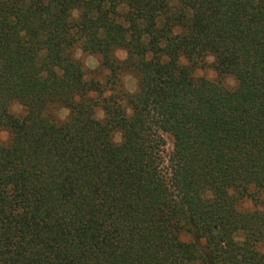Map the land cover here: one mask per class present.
<instances>
[{
    "label": "trees",
    "instance_id": "obj_1",
    "mask_svg": "<svg viewBox=\"0 0 264 264\" xmlns=\"http://www.w3.org/2000/svg\"><path fill=\"white\" fill-rule=\"evenodd\" d=\"M2 131L0 264H264V0H0Z\"/></svg>",
    "mask_w": 264,
    "mask_h": 264
},
{
    "label": "rangeland",
    "instance_id": "obj_2",
    "mask_svg": "<svg viewBox=\"0 0 264 264\" xmlns=\"http://www.w3.org/2000/svg\"><path fill=\"white\" fill-rule=\"evenodd\" d=\"M74 55L77 59L81 60L84 65V68L88 74V77H94L99 80L101 83L105 84L107 80V72L99 66L98 59L93 55L84 54L80 49H76ZM118 57L124 58V54L122 52L117 53ZM182 64H186L184 60H182ZM193 75L196 78H205L207 80L216 81L218 80L217 73L213 68V59L211 57H207L205 61L200 64L193 71ZM223 85L227 88L232 89L235 87L236 83L231 77H223L220 78ZM121 86L123 90L133 93L136 90V80L132 74H125L121 77ZM10 112L15 116H22L24 114V109L18 103L14 102L10 105ZM56 117L59 120H64L68 116V111L64 108H58L55 111ZM103 117V113L100 108L96 109V118L101 120ZM118 140V136L116 137ZM9 140L8 133L6 131H2L0 133V141L6 144ZM172 149V141L169 137H166V145L164 147V155H168ZM244 209H254L256 205L251 200L247 199L241 203ZM181 239L185 242H189L192 240L191 236L188 234H182ZM259 250L264 253V244L259 247Z\"/></svg>",
    "mask_w": 264,
    "mask_h": 264
}]
</instances>
